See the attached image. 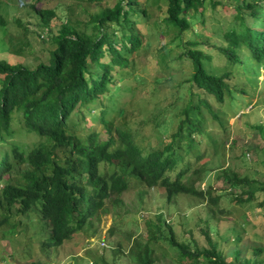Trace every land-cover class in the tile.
Masks as SVG:
<instances>
[{
    "label": "rangeland",
    "instance_id": "1",
    "mask_svg": "<svg viewBox=\"0 0 264 264\" xmlns=\"http://www.w3.org/2000/svg\"><path fill=\"white\" fill-rule=\"evenodd\" d=\"M117 1L3 0L1 12L7 26L0 27V58L30 68L48 63L55 48L53 36L63 24L94 34L90 15L101 7H113ZM138 1L147 12L138 23L142 44L136 53L126 55L130 62L122 70L124 75L116 76L114 99L105 95L93 109H76L69 124L85 137L99 127L102 115L130 131L147 151L166 146L177 130L188 100L186 85L180 83L191 77L193 64L180 58L183 45L170 42L173 30L165 23L163 0ZM239 1L207 0L203 15L200 12L198 17L203 23L196 21L185 34V39L199 43L193 48L214 54V67L225 65L216 46L227 43L224 32L240 21L236 18ZM49 8L55 10V17L44 24L37 10ZM242 50L247 53L245 47ZM253 69L256 67L238 75L244 92H237L234 101L228 97L219 103L209 97L224 126L206 110V136L200 138L204 142L189 153L183 151L184 162L190 163L189 173L201 171L194 175L196 186L205 192L211 188L221 197L217 206L191 194L169 200L164 188H148L132 176L128 190L108 199L94 223L61 246L55 245L38 208L20 216L15 206L9 222L0 226V264H140L135 257L137 246L148 251L154 264H189L190 258L170 244L169 236L191 249L203 250L211 248L205 231L210 232L211 242L227 261L235 262L239 253L242 259L264 264V67L258 74H253ZM12 127V139L27 150L40 140L25 127L22 118L16 116ZM226 169L231 175L252 180L250 185L256 189L253 197H249L247 187L231 190ZM230 191L251 199L237 202L231 199ZM4 214L0 209V219ZM159 220L165 221L164 233L157 228L162 223Z\"/></svg>",
    "mask_w": 264,
    "mask_h": 264
},
{
    "label": "trees",
    "instance_id": "2",
    "mask_svg": "<svg viewBox=\"0 0 264 264\" xmlns=\"http://www.w3.org/2000/svg\"><path fill=\"white\" fill-rule=\"evenodd\" d=\"M2 2L0 27L7 26ZM163 2L167 9L165 23L173 30L170 42L183 45L180 58L193 64L191 77L180 83L186 85L188 100L178 128L163 148L143 150L130 131L102 115L99 127L85 137L75 133L69 124L76 109H93L105 95L114 99L113 91L118 89L116 76L124 75L122 70L130 62L126 55L136 53L142 44L138 23L147 12L138 0H118L113 7H101L98 13L91 14L94 34L63 24L53 36L55 48L48 63L30 68L0 58V209L6 213L0 226L9 222L13 207L20 216L36 207L55 245L61 246L87 224L91 226L108 199L128 190L132 176L148 188H164L169 200L191 194L218 205L221 197L213 189L205 192L196 186L194 175L201 171L189 173L190 163L184 162L183 151L189 153L204 142L200 138L206 136V110L224 126L209 97L219 103L228 97L234 101L237 92H244L238 75L254 66L253 74H258L259 68L264 67V0L238 2L236 18L240 21L224 32L227 43L216 46L219 59L225 61L219 67L213 66L214 54L193 48L199 44L195 39H185L196 21L203 23L198 17L200 12L203 15L207 0ZM37 11L44 24L55 17L53 8ZM16 116L40 137L30 150L12 139ZM224 173L231 190L247 187L250 192H245L253 197L256 189L250 185L253 182L249 177L231 175L227 169ZM228 194L237 202L251 199H242L234 191ZM164 222L157 226L162 233ZM204 233L211 248L191 249L172 235L168 240L181 250L183 257L190 258L189 264H261L242 259L239 253L235 262L227 261L211 242L210 232ZM137 247L135 257L140 264H154L148 251Z\"/></svg>",
    "mask_w": 264,
    "mask_h": 264
}]
</instances>
